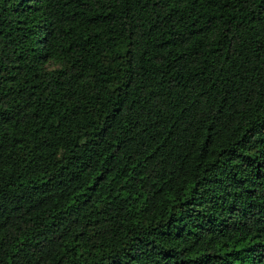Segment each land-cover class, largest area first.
<instances>
[{"label":"trees","instance_id":"1","mask_svg":"<svg viewBox=\"0 0 264 264\" xmlns=\"http://www.w3.org/2000/svg\"><path fill=\"white\" fill-rule=\"evenodd\" d=\"M0 264H264V0H0Z\"/></svg>","mask_w":264,"mask_h":264}]
</instances>
